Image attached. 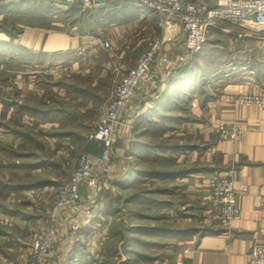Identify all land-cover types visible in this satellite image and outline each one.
I'll return each instance as SVG.
<instances>
[{"label": "crops", "instance_id": "0c3cea01", "mask_svg": "<svg viewBox=\"0 0 264 264\" xmlns=\"http://www.w3.org/2000/svg\"><path fill=\"white\" fill-rule=\"evenodd\" d=\"M5 1L10 5L5 13L0 12V19L16 16V24L2 27L0 23V61L6 64L0 76V156L6 157L0 162V173L27 174L21 180L0 176V187L10 190L12 200L10 207L4 208L0 200V212L7 214L6 221H21L31 228L34 215L14 203L19 202L17 197L30 202L37 194L50 191L56 181L52 174L62 171L71 142L78 138V93L88 94L78 87V51L92 46L97 38L79 32L77 21L65 25V18L52 12L57 7L45 0ZM114 8L141 18L153 15L128 2L101 10ZM20 15L26 18L20 20ZM235 28L234 34L249 37L240 33L238 26L228 24L219 29ZM181 42L178 36L166 45V52L175 55ZM255 44L262 45V50L252 60L233 65L235 71L223 72L218 64H199L205 49L176 78H166L164 66L157 60L125 107L112 173L82 184V197L87 198L58 218L60 231L55 241L59 240L63 254L75 255L86 235L96 232L99 236L102 222L120 220L121 211L126 212L124 223L130 221L134 200H145L147 208L165 210L161 212L168 217L167 224L162 218L150 219L154 221L150 224H131L132 230L126 224L123 234L113 230L112 237L121 233L122 239L136 240L144 231L152 237L169 238L174 249L168 264H253L249 257L252 247L264 244V108L236 105L234 98L241 93L264 92V40ZM42 75H55V79H41ZM208 80L213 83L212 92L203 86ZM222 120L239 124L241 135L221 139L217 125ZM146 122L158 126L150 129ZM39 140L42 153L34 147ZM214 174L231 178L237 190L245 186L246 191L238 195V218L223 221L208 213L207 178ZM136 182L149 190L135 194ZM102 188L107 192L103 209L104 199H93ZM117 195L126 208L117 206ZM89 208L92 210L86 211ZM72 223L79 227L77 237L70 229ZM13 230L0 226V237L9 244L0 247V264H15L20 259L22 248ZM139 242L153 244L145 238ZM132 250L128 246L126 253ZM159 261L162 264L155 257V264ZM51 264L62 263L55 259Z\"/></svg>", "mask_w": 264, "mask_h": 264}, {"label": "rangeland", "instance_id": "374dc122", "mask_svg": "<svg viewBox=\"0 0 264 264\" xmlns=\"http://www.w3.org/2000/svg\"><path fill=\"white\" fill-rule=\"evenodd\" d=\"M21 1L23 0H16L15 2ZM45 1L57 7V9L52 12L59 14L57 17L62 15V17L65 18V25L69 26L73 21H77L79 32L85 31V33L89 35H94L97 41H94V39L92 40L94 44L95 42H98V44H92V46L78 51V87H82L88 94L78 93V138L77 141L71 142L72 147L68 150V156L63 162L64 166H61V169L63 168L62 171H56L52 174V177L56 181L52 184L53 187L50 191L45 194H37L34 199H30V202L23 201L25 197H17L19 202L14 203L19 209L34 215L31 228H29L30 226L24 227L21 221H19V224L13 221H6L7 219H5V216H7V214H5L3 210L0 212V226L10 231L14 228L15 230L13 231L18 236L19 247L22 248L19 254L20 259L18 261L15 260L14 263L38 264L39 259H41V264H51V261L56 259L58 263L61 262L62 264H75L76 262L77 264H93L94 261L96 262L94 264H127L129 263V259L130 264H155V257H158L159 260L162 261V264H168L170 253L174 249V245L170 243L171 239L145 235L144 231L136 235V240L128 237L122 239L123 233L121 231L125 229L126 224L130 226L131 224H150L154 222L150 219L154 218H162L163 224H167L168 221L165 222V220L168 219V217H165V213L161 212L165 210L149 209L146 207L148 202H145V200H142V202L134 200L136 202L132 209H130V221L127 220L126 223H124L123 219L124 217L126 218V212L124 210L121 211L123 214L120 215V220H115L114 222L106 220L102 222L101 227H98L100 230L94 227V230H99L101 234L98 236L96 232H94L90 234L91 236L88 238L86 235L83 240L82 249L77 250L75 255L72 254V257L63 254L61 251L62 247H60L58 243L59 240L55 241L56 235L60 231L57 221L59 216L64 212H57L56 215L52 217L58 186L63 180L69 178L72 173H70V171H73L75 168L79 156L83 152L88 151V147L91 143L89 135L97 128L103 108L112 100L116 89L127 76L128 72L135 67L136 61L141 53L147 50L156 39L162 38L164 36V30L162 31L161 28H159L157 24L158 19L154 12L152 13L153 15L150 13L147 17L142 16L143 18H141L131 11L123 12L122 10L120 12L119 8H114L111 11H103L101 9H83L79 6L70 4H60L63 5V7H59L56 5L58 4L57 1ZM21 14L23 16L26 15L25 12H21ZM23 16L20 17V20L26 18ZM15 18L16 16L7 17L5 15L0 19V23L4 26L16 24ZM218 23L219 26L222 27L229 24L223 21H219ZM18 24L20 25L22 23L18 22ZM228 30L230 31L213 29L210 32L208 41L204 46L205 48H203L205 52L201 53L202 56H199V64L203 63L211 66L218 64L217 67H220L223 72L229 70L235 71V69L232 68L233 65L242 63L246 59L252 60L258 50H262V45L260 46L261 48L256 47L255 43L257 40H264L263 32H251L245 28H241L239 30L240 33L249 34V37L243 35L242 37L234 34V32L238 30L237 28ZM169 32L170 33L165 34L166 43L171 42L167 39L169 36H172L173 32H171V30ZM160 55L162 56L163 52L157 54L153 66L158 59L160 61ZM4 71H6V69ZM54 76L50 78L49 76L42 75L40 78L55 79ZM203 86L209 92L213 91L214 87L212 81H206ZM136 91L133 96L136 95ZM124 110L125 107L121 110L120 116L122 121ZM156 125L158 126V124L154 122H146L145 124V126L150 129L157 128ZM34 147L38 149L40 153L43 152V142L41 140L36 141ZM2 156H0V162L6 158ZM136 161L141 162V159H137ZM142 161V163H148L147 159H142ZM26 174L27 173L21 175L14 172L12 175L8 173L6 176L9 179L21 180L26 177ZM1 175L2 173H0V176ZM6 176L2 175V177ZM33 176L40 177V175L36 174ZM148 188L149 187L136 182L133 187V192L135 194L139 192L144 193L149 190ZM10 194L11 192L9 189L0 187V200L5 205L3 208L7 206L10 207V202L12 201L9 199ZM117 196L119 198L116 200L117 206L126 208L127 204L124 200H120L122 198H120L119 195ZM83 198L85 199L87 197H82V199ZM95 198H99L102 201L104 199V205H102L101 208L103 209V206L104 208L106 207V189L102 188V191L93 199ZM133 198L137 199L138 196H134ZM31 202L33 203L32 205ZM91 208L86 211L92 210ZM140 213L150 216V218H139L138 214ZM130 226L128 227L132 230L134 227ZM82 230L80 235L83 234ZM113 230H115V232L120 230L122 233H120L121 236L117 234L112 237ZM74 235L77 237L79 232ZM48 236H51L48 248L45 249V251L40 250L41 244L40 242L38 243V241H43ZM144 238L151 240L153 244L144 245L142 242H139V240L141 241ZM5 240L7 239L0 237V247L6 244ZM161 242L162 245H160ZM23 243H25V245L21 246ZM128 246H131L136 252L132 250L133 252L126 253V248ZM25 251L26 253L23 254ZM158 264H160V261Z\"/></svg>", "mask_w": 264, "mask_h": 264}, {"label": "built area", "instance_id": "2783aa9c", "mask_svg": "<svg viewBox=\"0 0 264 264\" xmlns=\"http://www.w3.org/2000/svg\"><path fill=\"white\" fill-rule=\"evenodd\" d=\"M16 1V0H14ZM18 1V0H17ZM58 4L76 5L83 9L113 8L122 2H128L146 8L157 16L159 28L164 34L156 39L147 50L138 57L135 67L121 81L112 100L103 108L99 124L89 135L90 142H96L99 153L83 152L69 178L58 186L52 217L57 212L75 210L82 200L80 186L91 184L92 180L112 173L115 162V141L119 128L123 124L121 110L126 107L134 92L148 79L149 72L160 56L164 66V76L168 79L180 77L183 70L192 64L197 53L201 52L213 29H219V21L245 28L253 32H264V0H54ZM173 32L167 40H177L180 36L181 50L175 55L166 52V33ZM6 64L0 61V74ZM236 105L264 108V92L241 93L234 98ZM221 139H234L241 135L242 128L234 121L222 120L217 125ZM246 191L245 186L237 190L233 180L216 174L207 178L208 213L223 221H230L241 215L238 195ZM73 233L79 227L70 225ZM51 236L43 241L40 250L45 251ZM250 260L253 264H264V244L256 243L252 247ZM42 261L39 259L38 264Z\"/></svg>", "mask_w": 264, "mask_h": 264}, {"label": "trees", "instance_id": "16d2710c", "mask_svg": "<svg viewBox=\"0 0 264 264\" xmlns=\"http://www.w3.org/2000/svg\"><path fill=\"white\" fill-rule=\"evenodd\" d=\"M9 3L6 2L5 0H0V12L4 11V13L6 12V9L9 7ZM2 27H6L1 23ZM88 151L94 152V153H99L100 148L98 147L96 142H91L89 145V149Z\"/></svg>", "mask_w": 264, "mask_h": 264}]
</instances>
